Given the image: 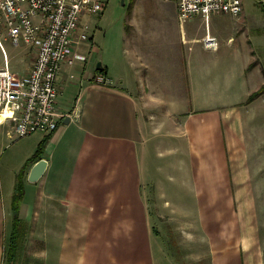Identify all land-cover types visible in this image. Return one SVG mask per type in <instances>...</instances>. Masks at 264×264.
I'll list each match as a JSON object with an SVG mask.
<instances>
[{
    "label": "crops",
    "instance_id": "crops-1",
    "mask_svg": "<svg viewBox=\"0 0 264 264\" xmlns=\"http://www.w3.org/2000/svg\"><path fill=\"white\" fill-rule=\"evenodd\" d=\"M216 15L227 13L179 21L188 30L183 45L199 46L177 56L174 76L165 74L158 49L138 48L161 42L144 25H132L129 72L115 79L103 64L110 84L96 81L94 46L87 61L65 64L58 76L64 117L56 131L41 132L35 151L15 148L13 124L0 118L7 161L0 264H264V91L250 100L264 88V64L256 50L232 48L236 38L225 37ZM207 35L216 48L205 46ZM30 58L29 68L34 50ZM167 144L174 159L155 163L154 149ZM43 158L47 169L31 182ZM23 169L17 227L13 198Z\"/></svg>",
    "mask_w": 264,
    "mask_h": 264
},
{
    "label": "built area",
    "instance_id": "built-area-1",
    "mask_svg": "<svg viewBox=\"0 0 264 264\" xmlns=\"http://www.w3.org/2000/svg\"><path fill=\"white\" fill-rule=\"evenodd\" d=\"M179 17L209 19L213 14L239 16L243 0H177ZM103 0H0V45L6 65L0 67V115L13 124L16 138L57 130L64 117L58 110V76L65 64L87 61L82 44L90 40L89 24L83 16L103 12ZM4 38L26 45L35 52V61L23 75L11 70ZM204 44L216 48L218 40L207 35ZM100 84L112 79L96 75ZM0 122V123H2Z\"/></svg>",
    "mask_w": 264,
    "mask_h": 264
},
{
    "label": "rangeland",
    "instance_id": "rangeland-1",
    "mask_svg": "<svg viewBox=\"0 0 264 264\" xmlns=\"http://www.w3.org/2000/svg\"><path fill=\"white\" fill-rule=\"evenodd\" d=\"M103 1L106 3L103 12L83 16L85 24L90 26L88 33L93 36V40L85 41L82 47L85 52L89 53L91 46H94L97 50L92 52V57H95L98 63L102 62L104 65H109L115 79L117 78L114 74L118 71H130V65H128L131 60L130 55L132 51H136L137 44L130 43L129 37L132 34V25H136V28H139V25L151 28L150 37L153 35L162 37L161 42L156 47L153 43L140 42L138 48L145 52L158 49L160 53H163L165 57L163 69L166 75L174 76L177 74L174 70L179 67L178 55H189L193 50H197L199 46L196 44L183 45V36L188 30L182 27L179 22L180 19L176 20L173 11L169 9V6L173 4L171 1L175 0ZM243 4L244 10L239 16L216 15L217 20L227 27L224 32L225 37L232 35L236 38V42L232 46L235 51H242L246 55H250L251 50L254 49L257 57L264 64V0H243ZM199 22L204 31L206 28L205 20L201 18ZM244 27H246V30H244ZM136 28L135 33H137ZM139 34L146 35L140 31ZM4 45L10 58L9 66L11 70L20 75L25 74L30 69L29 64L32 61L30 57L33 49H29L24 44H15L8 38H4ZM226 49L229 48L225 46L222 51ZM5 65L6 60L0 45V67ZM78 79L77 77L73 81ZM76 90L78 91V89ZM42 135L43 133L38 132L34 135L30 134L19 138L15 148L19 147L22 152L26 153L35 151V144L38 145L39 138ZM168 146V144L167 147L162 146L161 152H158V154H156L158 148L154 149L153 158L155 163L167 164L172 162L175 155L173 151L167 150ZM10 151L12 149L8 150V152ZM6 166V158L0 155V176H2ZM175 242L178 243V238L175 239ZM187 253L188 251H185V254ZM202 264L208 263L204 260Z\"/></svg>",
    "mask_w": 264,
    "mask_h": 264
},
{
    "label": "trees",
    "instance_id": "trees-1",
    "mask_svg": "<svg viewBox=\"0 0 264 264\" xmlns=\"http://www.w3.org/2000/svg\"><path fill=\"white\" fill-rule=\"evenodd\" d=\"M97 71L99 73L105 74L107 70L104 67L102 70L98 69ZM263 91H264V88H263V90H261V92L253 94L250 97V100L252 98L258 96L259 94H261ZM48 141H49V137H45L40 142L39 147H38V149H37V151H36V153L34 155V160L38 159L39 157L42 156ZM24 178H25V169H23L19 173L18 182H17V186H16V190H15V193H14V198H13V207H14V210H15V226H17V227H18V225L20 224V221H21L20 218H19V213H20V208H21V205L23 203L24 194H25V185H24L25 179ZM13 249H14V246H11V258H12V254H13L12 253Z\"/></svg>",
    "mask_w": 264,
    "mask_h": 264
},
{
    "label": "water",
    "instance_id": "water-1",
    "mask_svg": "<svg viewBox=\"0 0 264 264\" xmlns=\"http://www.w3.org/2000/svg\"><path fill=\"white\" fill-rule=\"evenodd\" d=\"M97 68L102 70L104 68L103 63L99 62L97 65ZM69 119V118H68ZM48 160L43 158L39 160L32 168L30 175H29V180L31 182H37L45 173L47 166H48Z\"/></svg>",
    "mask_w": 264,
    "mask_h": 264
},
{
    "label": "bare ground",
    "instance_id": "bare-ground-1",
    "mask_svg": "<svg viewBox=\"0 0 264 264\" xmlns=\"http://www.w3.org/2000/svg\"><path fill=\"white\" fill-rule=\"evenodd\" d=\"M0 118H2V119H3V115H0Z\"/></svg>",
    "mask_w": 264,
    "mask_h": 264
}]
</instances>
